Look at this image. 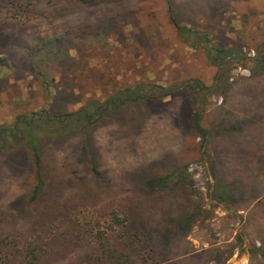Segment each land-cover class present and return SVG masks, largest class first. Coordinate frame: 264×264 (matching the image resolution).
<instances>
[{
  "label": "rangeland",
  "instance_id": "374dc122",
  "mask_svg": "<svg viewBox=\"0 0 264 264\" xmlns=\"http://www.w3.org/2000/svg\"><path fill=\"white\" fill-rule=\"evenodd\" d=\"M172 16L208 39L183 40ZM0 40V124L48 106L76 111L137 84L200 79L212 85L216 49L237 50L226 94L183 90L126 103L93 129L103 181L88 172L79 136L48 145L45 168L47 181L63 182L61 199L96 197L89 207L78 204V240L60 224L65 243L58 264L92 261L93 224L105 226L112 211L133 205L138 175L165 176L177 167L186 168V179L175 175L164 185L173 188L169 194L162 190L152 200L164 197L152 216L159 239L172 240L174 253L164 262L206 264L209 257L208 264H264V71L257 62L264 54V0H0ZM194 110L209 131L205 144L189 128ZM2 159L13 162L0 177V227L20 234L29 223L23 214L32 186L28 167L22 150ZM144 222L131 213V232ZM7 234L0 232V241L15 236ZM138 234L132 239L139 263L154 264L148 253L138 254L146 240Z\"/></svg>",
  "mask_w": 264,
  "mask_h": 264
},
{
  "label": "trees",
  "instance_id": "16d2710c",
  "mask_svg": "<svg viewBox=\"0 0 264 264\" xmlns=\"http://www.w3.org/2000/svg\"><path fill=\"white\" fill-rule=\"evenodd\" d=\"M172 19H175L174 23L183 40L192 38L193 42L191 43L194 45L196 38L208 39L206 33L181 26L174 16ZM216 50L217 53L213 55L212 59L217 64V72L212 85H206L200 79H190L169 86L149 84V88H146L145 84H137L134 87L117 91L104 102L89 100L76 111L56 113L51 106H48L30 114H19L10 124H0V160L9 151L22 150L25 158L23 162L28 167L27 182L32 184L27 198L23 201L24 218L29 220L27 229L24 228L25 231L18 234L11 229L0 227V232L7 231V235H15L11 241H0V264H58L61 256L60 246L65 243L62 239L63 233H57L60 224L62 223L63 227L65 225L66 230L69 229L70 233L67 234L73 235L74 241L78 240L76 232L79 226L76 219L80 217L82 211L81 208H78V204L89 207L91 205L87 202H94L96 199L95 194H90L91 192L86 197L81 195L64 200L60 198L58 191L60 192L64 185L63 182L54 177L47 181L45 151L48 145H55L54 147L57 148L70 141L74 136H79L78 145L82 148L88 161V172L91 173L94 180L103 181V173L98 169L97 154L93 149L92 130L100 123H107L115 119V111L126 103L147 102L172 96L183 90L193 95L196 92H212L214 89H220L222 94H226L231 79L230 61L240 56L238 51L233 48L218 47ZM257 62L264 71V54L258 57ZM194 101L195 98L192 96V102L194 103ZM189 128L191 132L202 138L204 144L208 142V128L202 126L197 110H194L191 115ZM1 161L0 177L7 173L6 166L10 168L13 162L7 161V164L3 165ZM186 174V168L177 167L165 176L145 178L143 174L138 175L140 177L138 186L141 188L140 194H136L137 200L131 201L133 205L126 204L120 212L112 211L105 226L93 224V239L96 242L97 252L88 264H140L141 260L136 256L132 239L133 236L140 235L138 233H141L142 238L146 237L138 254L148 253V258L154 264H168L164 261L171 258L174 253L171 248L172 240L166 244L168 237L163 241L159 239L160 233L155 229L157 225L152 219L155 203L160 202L164 197L158 196L156 201L152 200L155 193H161L162 190L169 194L173 188L164 190V185L171 181L175 175L183 176L182 179H186ZM80 194L83 193L78 195ZM224 194L226 193L224 192ZM79 199H81V203ZM190 205L191 203L184 207L189 209ZM136 206H139L138 211L133 210ZM185 208L182 210L184 212L183 220L188 215ZM131 213L140 215L145 221L141 230L131 232ZM11 216L14 219L18 217L16 213H12ZM177 225H180V222ZM180 234L185 236L186 232L182 230ZM207 252L205 251L206 254ZM193 258L195 257H190V259ZM206 262V264L210 263L209 257Z\"/></svg>",
  "mask_w": 264,
  "mask_h": 264
},
{
  "label": "crops",
  "instance_id": "0c3cea01",
  "mask_svg": "<svg viewBox=\"0 0 264 264\" xmlns=\"http://www.w3.org/2000/svg\"><path fill=\"white\" fill-rule=\"evenodd\" d=\"M244 122H246V120H244Z\"/></svg>",
  "mask_w": 264,
  "mask_h": 264
}]
</instances>
